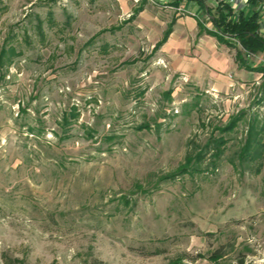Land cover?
<instances>
[{"label": "rangeland", "instance_id": "1", "mask_svg": "<svg viewBox=\"0 0 264 264\" xmlns=\"http://www.w3.org/2000/svg\"><path fill=\"white\" fill-rule=\"evenodd\" d=\"M156 2L0 0V264H264V74L211 90L176 71L164 30L207 17ZM220 135L215 167L168 178Z\"/></svg>", "mask_w": 264, "mask_h": 264}, {"label": "trees", "instance_id": "2", "mask_svg": "<svg viewBox=\"0 0 264 264\" xmlns=\"http://www.w3.org/2000/svg\"><path fill=\"white\" fill-rule=\"evenodd\" d=\"M169 1V6L175 8L189 1L197 3L203 10L206 8L204 0ZM248 5L253 8L251 12L245 10L235 12L230 4L222 0L218 2L215 7L216 14H212L211 10L207 9L206 17L208 22L205 24L198 22V26L200 33L204 32L215 37L219 43L235 49V61L240 67L264 74V66L253 67V65L248 63L250 56L261 54L264 58V34L260 32L261 10H258V7L262 5V0H248ZM141 11L142 8L137 9L133 17ZM208 24H210V27ZM170 32L171 28L169 27L163 34L162 39L157 43L158 47L165 43ZM12 51L13 49L9 50V52ZM4 54L9 55L6 50H2V55ZM2 55L1 58L3 57ZM1 65L2 64H0V66ZM258 91L260 95L259 101H264V82L260 85ZM69 117L67 115L63 116L60 124H67L69 122ZM239 120L240 116L233 117L225 126L217 128V130L220 134L230 133L235 129ZM255 122L256 120L252 119L248 127L247 136L241 147H239L238 151L235 153L240 164L244 163V161L251 162L261 154V150H257V147L261 146V141L257 137L259 131H256L258 126H256ZM67 137L69 136H60L61 139ZM228 140L229 139L225 138L224 135L210 136L202 147L195 148L188 152L179 171L176 174L168 176V178H175L179 174L200 172L203 162L206 159L209 160L208 162L211 166L215 167V162L223 155ZM214 256L216 259L219 258L218 254Z\"/></svg>", "mask_w": 264, "mask_h": 264}, {"label": "crops", "instance_id": "3", "mask_svg": "<svg viewBox=\"0 0 264 264\" xmlns=\"http://www.w3.org/2000/svg\"><path fill=\"white\" fill-rule=\"evenodd\" d=\"M263 3L264 1L262 5ZM198 9L199 7L194 11L197 12ZM203 11L206 15L207 8ZM193 15L173 18L163 32L164 34L171 28L167 40L162 45V51L167 58H171L174 69L188 76L196 84L211 90L222 88L232 80L237 82L254 79V72L236 63L235 53L230 47L219 43L215 37L200 33L198 21L195 19L197 14ZM184 24L186 26H183Z\"/></svg>", "mask_w": 264, "mask_h": 264}, {"label": "built area", "instance_id": "4", "mask_svg": "<svg viewBox=\"0 0 264 264\" xmlns=\"http://www.w3.org/2000/svg\"><path fill=\"white\" fill-rule=\"evenodd\" d=\"M149 1L151 4H154V5H157L156 3V0H147ZM167 1V0H166ZM222 0H213L214 2V8L217 6L218 2H220ZM225 1L226 3L230 4L231 8L235 11V12H238L240 10H245L244 8L246 6H248V0H223ZM162 5H165L163 4L164 2H160ZM207 8V7H206ZM208 9V8H207ZM263 9L262 5H260L258 7V10H261ZM177 10L179 11H182L180 8H178ZM186 13H189V15H193L192 12H186ZM263 13V12H262ZM261 13V14H262ZM260 32L264 34V14H262L261 18H260Z\"/></svg>", "mask_w": 264, "mask_h": 264}]
</instances>
